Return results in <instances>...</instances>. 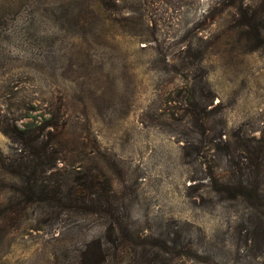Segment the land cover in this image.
<instances>
[{
    "label": "rangeland",
    "instance_id": "obj_1",
    "mask_svg": "<svg viewBox=\"0 0 264 264\" xmlns=\"http://www.w3.org/2000/svg\"><path fill=\"white\" fill-rule=\"evenodd\" d=\"M233 3L0 0V264H264V182L220 196L237 131L264 137ZM58 106L57 203L25 206L4 131Z\"/></svg>",
    "mask_w": 264,
    "mask_h": 264
},
{
    "label": "trees",
    "instance_id": "obj_2",
    "mask_svg": "<svg viewBox=\"0 0 264 264\" xmlns=\"http://www.w3.org/2000/svg\"><path fill=\"white\" fill-rule=\"evenodd\" d=\"M232 6L237 15L234 22L237 24V32L246 41L244 49L254 52L264 46V0H234ZM62 120L63 112L58 106L52 109L50 116L41 124L28 123L23 128L4 131L15 155L3 168L13 176L20 172L19 176L25 180L20 192L25 206L57 203L55 189L41 185L36 171L38 168H44V172L52 169L58 160L56 156L59 152L56 148L67 145L62 139L63 135L57 131L61 130L58 126ZM222 136L218 134L216 139L225 146L226 142L221 141ZM234 140L236 145L233 152L225 153L231 164L232 184L221 185L220 196L232 197L235 192L236 196L250 202L252 210H258L260 203L256 196L263 195L259 186L264 182V137L248 140L238 130ZM259 236L264 237V230L259 232Z\"/></svg>",
    "mask_w": 264,
    "mask_h": 264
}]
</instances>
